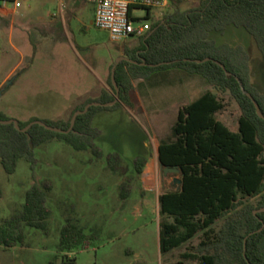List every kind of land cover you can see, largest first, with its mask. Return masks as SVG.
Returning <instances> with one entry per match:
<instances>
[{
    "label": "rangeland",
    "instance_id": "1",
    "mask_svg": "<svg viewBox=\"0 0 264 264\" xmlns=\"http://www.w3.org/2000/svg\"><path fill=\"white\" fill-rule=\"evenodd\" d=\"M199 1L180 0L162 9L138 7L132 16L152 23ZM6 9L0 10V113L7 119H68L84 97L100 94L98 77L113 58L104 71L107 78L119 57L117 47L131 48L140 41H111L94 26L93 5L81 0H20L19 7L7 4ZM214 37L245 50L251 83L264 89V61L253 38L232 25ZM151 78L133 80L132 109L121 105L126 110L95 118L100 134L94 148L100 154L75 150L54 138L35 148L34 163L21 159L11 174L0 165V220L22 209L32 184L44 190L50 210L44 230L23 227L21 243L0 246V264H64L57 244L68 220L90 236L87 248L66 253L74 258L71 264H176L183 248L161 255L158 246V195L174 188L172 178L178 175L162 170L158 142L171 135L179 108L205 90L223 102L214 116L231 131H237L240 110L229 92L199 75L185 74L181 84L174 77L158 83ZM137 157L147 160L150 173L137 174ZM248 201L254 204L256 198Z\"/></svg>",
    "mask_w": 264,
    "mask_h": 264
},
{
    "label": "trees",
    "instance_id": "2",
    "mask_svg": "<svg viewBox=\"0 0 264 264\" xmlns=\"http://www.w3.org/2000/svg\"><path fill=\"white\" fill-rule=\"evenodd\" d=\"M229 25L243 28L253 38L264 61V0H200L195 7L176 8L152 22L150 30L138 37L137 45L124 48V56L135 63L120 60L116 65L114 80L119 97L114 105L90 106L86 113L76 117L68 133L47 130L38 124L22 132L12 123L0 124V165L11 174L21 159L32 164L35 148L54 138L75 150H91L98 155L94 140L100 131L94 119L100 112L115 111L121 105L132 109L133 80L169 69L199 75L210 86L229 92L236 101L240 110L238 128L231 131L215 118L214 113L224 104L211 90L179 108L171 135L157 145L162 170H180L178 188L158 196L159 252L172 254L183 248L176 264H264V211L253 213L264 207V119L258 117L247 95L253 97L264 115V89L251 83L245 50L215 39V33H224ZM207 57V61H194ZM110 74L108 90L102 89L97 97L79 104L68 119L30 118L18 121L19 127L41 120L68 129L74 111L82 110L90 102L114 99ZM0 119L7 118L0 113ZM112 158L110 155L108 160ZM145 161L143 157L135 159L137 174L142 173ZM251 198H256L254 204L248 201ZM49 216L44 190L32 184L25 192L22 209L0 220V246L21 243L23 227L44 230ZM89 238L77 223L66 221L60 228L57 244L62 262L74 263V258L66 253L87 248ZM194 238L197 242L192 244Z\"/></svg>",
    "mask_w": 264,
    "mask_h": 264
},
{
    "label": "built area",
    "instance_id": "3",
    "mask_svg": "<svg viewBox=\"0 0 264 264\" xmlns=\"http://www.w3.org/2000/svg\"><path fill=\"white\" fill-rule=\"evenodd\" d=\"M63 4L66 0H58ZM91 3L94 8L93 22L98 29L105 30L111 41L118 42L129 37L146 34L151 23L147 20L135 21L132 10L138 7L162 9L169 3L178 0H81ZM11 4L20 6V0H0V8Z\"/></svg>",
    "mask_w": 264,
    "mask_h": 264
},
{
    "label": "water",
    "instance_id": "4",
    "mask_svg": "<svg viewBox=\"0 0 264 264\" xmlns=\"http://www.w3.org/2000/svg\"><path fill=\"white\" fill-rule=\"evenodd\" d=\"M209 59H210V58L207 57V58H204L203 60H194V61L197 62V63H200V62H203V61H207V60H209ZM120 60H127V61H129V62H134V63H135V61H133V60L130 59V58H127L126 56H119V57L114 61L113 66H112V68H111V74H110L111 82H112V84H113V86H114V88H115V96H114V99H113L112 101H110V102H106V103L90 102V103H87V104L84 106V108H83L82 110H76V111H74L73 114H72V116H71V118H70V125H69V128H68V129L63 130V129L59 128V127L50 126V125L45 124V123L42 122L41 120H33V121L29 122V123H28L25 127H23V128H20L19 125H18V121H17V120H14V119H4V120H3V119H0V124H11V123H12L16 129H18V130H20V131H22V132H26V131H27L32 125H34V124H38V125L43 126V127H44L45 129H47V130H51V131H55V132L68 133L69 131H71V129H72L73 125H74V122H75L76 117H77L78 115H80V114H84V113H86L87 110H88V108H89L90 106H99V105H102V106H104V107H109V106L114 105V104L118 101V97H119V88H118V86L116 85L115 80H114V70H115V67H116V65L118 64V62H119ZM165 63H167V62H165ZM141 64L143 65L144 63H141ZM159 64H161V63H159ZM159 64H156V65H159ZM217 64H219L222 68H224V66H223L221 63L217 62ZM151 66H152V64H151ZM225 72H226V74H230V72H228V71H225ZM238 81H239V80H238ZM0 94H1V92H0ZM247 95H248V96L250 97V99L252 100V102H253V104H254V106H255L256 114L258 115V117L264 119V115L262 114V112H261V110H260V107H259V105L257 104V102L253 99V97H252L249 93H247ZM167 171H168V172H171V173H174V174H180V170H179L178 167H171V168H167V167H166V168H164V172H167ZM173 180L177 183V185L180 184V179H179V178L174 177ZM257 211H264V207H261V208H259V209L254 210L253 213L255 214V213H257Z\"/></svg>",
    "mask_w": 264,
    "mask_h": 264
},
{
    "label": "crops",
    "instance_id": "5",
    "mask_svg": "<svg viewBox=\"0 0 264 264\" xmlns=\"http://www.w3.org/2000/svg\"><path fill=\"white\" fill-rule=\"evenodd\" d=\"M57 1H58V0H57ZM68 1H71V0H66V1L64 2V4H65L66 2H68ZM58 2H59V1H58ZM0 10H2V11L5 12V13H7V10H8V9H6V8H0ZM93 14H94V8L92 9V16H93ZM117 49H118V51H117V55H116V56H124V54H123V52H124L123 47H122V49H121V47H117ZM111 59H113V58H111ZM111 59L108 60L106 66H105V68H104V70H103V72H102V76H101V77H98L99 83H100V85H101V90H102V89H107V90H108L107 81H108V78H109V74H110V72L107 74V78H106V74L104 73V71H105V69L107 68V66H108V64H109V62H110ZM185 74H188V73H184L183 71H180V70L169 69V70H162V71L154 72V73H152L149 77H152L151 79H154V80L156 81V83H158V80H159V79H169V78H171V77H174V78L177 79L178 84H181L182 81H183V80H182V77H184ZM188 75H190V74H188ZM105 79H106V83H105ZM138 80L142 83L143 81L146 80V78H145V79L139 78ZM159 86H160V85H157V87H159ZM96 96H97V95H96ZM94 97H95V95H87L86 97H84L83 100H85V99H89V98H94ZM118 109H125V110H126V108L123 107V106H120ZM104 112H107V111L100 112V113L96 116V118H97L98 116H100V115H101L102 113H104ZM94 120H95V119H94ZM158 163H159V161H158ZM159 165H160V163H159ZM146 166H147V160L145 161V165H144V168H143V171H142V174L146 173V175H147L148 172H149V170L146 168ZM160 166H161V165H160ZM149 173H150V172H149ZM174 177L179 178V177H180V174L175 175ZM174 177L172 178V182H173V185H174V189H176V188H178V185H177V183L173 180ZM175 185H176V186H175ZM158 196H159V195H158ZM158 246H159V239H158Z\"/></svg>",
    "mask_w": 264,
    "mask_h": 264
},
{
    "label": "flooded vegetation",
    "instance_id": "6",
    "mask_svg": "<svg viewBox=\"0 0 264 264\" xmlns=\"http://www.w3.org/2000/svg\"><path fill=\"white\" fill-rule=\"evenodd\" d=\"M151 31H152V30H151ZM151 31H150V32H151Z\"/></svg>",
    "mask_w": 264,
    "mask_h": 264
}]
</instances>
